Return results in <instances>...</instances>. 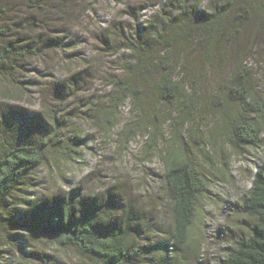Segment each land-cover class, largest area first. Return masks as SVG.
I'll use <instances>...</instances> for the list:
<instances>
[{"label":"rangeland","instance_id":"rangeland-1","mask_svg":"<svg viewBox=\"0 0 264 264\" xmlns=\"http://www.w3.org/2000/svg\"><path fill=\"white\" fill-rule=\"evenodd\" d=\"M232 1L202 2L192 24H212L173 43V75L185 78L196 115L174 125L182 102L142 86L139 100L127 98L107 130L108 119H97L96 113L98 107H110L106 76L122 75L121 64L131 59L127 51H108L96 35L141 22L157 12L161 0H0V24H17L21 31L15 37L40 44L38 53L18 61L11 77L0 75V155L12 145L38 140L42 132L49 144L46 162L26 172L0 209V264H90L80 263L73 248H58L43 237L30 240L23 227L24 218L40 205L67 199L94 202L97 213L142 249L143 264H220L249 235L254 219L240 204L264 158V129L254 144L237 142L224 118V110H235L237 103L227 98L223 84L238 66H246L251 88L264 100V0L260 5L247 0L251 16L244 22L238 18L241 2ZM163 6L164 16L171 7ZM216 26L218 40L209 49L205 36ZM228 30L236 37L228 39ZM143 70L150 76L157 72ZM89 106L95 109L88 111ZM153 120L157 150L146 152L149 134L141 131L124 144L134 122L151 125ZM181 134L205 187L189 228L195 242L189 253L173 242L171 201L161 177L162 156Z\"/></svg>","mask_w":264,"mask_h":264},{"label":"trees","instance_id":"trees-1","mask_svg":"<svg viewBox=\"0 0 264 264\" xmlns=\"http://www.w3.org/2000/svg\"><path fill=\"white\" fill-rule=\"evenodd\" d=\"M204 1L161 0L162 6L157 12L141 22L136 19L133 26H123L124 28L118 30L107 27L96 35L108 51H127L131 59V64L125 61L121 64L122 75L116 73L106 76V82L111 87L107 92L110 107L105 110L98 107L96 113L97 119H108L110 124L106 125L107 130L111 125L114 126L118 108L127 98L139 100L138 91L142 86L152 87L167 101L182 102L181 115L174 125L178 126L187 117L196 115L197 108L192 105L193 96L188 95L185 90V78L178 79L173 75L177 68L173 43L186 34L192 35L195 28H198L199 25H193L192 22L200 16L196 9ZM253 1L260 5L261 0ZM232 2H241L238 18L244 22L251 14L249 2ZM2 4L0 2V16L4 11ZM163 5L171 7L164 16ZM201 15L204 16V13ZM245 15L247 17L243 18ZM212 21L208 20L199 27H209ZM260 21L264 23L263 17ZM220 30L218 26L208 30L205 37L209 49L215 47ZM19 31L21 29L17 24H0V75L11 77V70L17 67L19 60L38 53L39 42L34 38L28 41L22 36L15 37V32ZM227 32L228 39L236 37L233 30ZM201 36L199 33V37ZM240 66L230 74L227 83L223 84L227 98L237 103L235 110L229 107L224 110V118L232 127L230 129L237 142L243 146L254 144L261 137L264 129V100L251 88L249 68ZM152 67L157 68L153 75L143 72V69L150 70ZM215 98V103L219 104L221 97L215 95ZM93 107L89 106L88 111L94 110ZM141 109L143 110V106ZM55 116L56 114L50 118L55 120ZM98 121L102 124L101 120ZM153 121L151 125L137 121L129 128L125 123L128 130L124 133V144L134 140L141 131L149 134L146 137V152L149 149L157 150L155 138L158 128L155 120ZM181 137L182 139L176 140V146L162 156L165 168L161 177L171 201L173 242L176 248L189 253L195 247V242L189 237V228L193 222L197 197L205 191V187L201 174L195 169L187 153L183 134ZM47 141L42 132L38 140L12 145L0 155V209L26 172L46 162V151L49 148ZM94 205V202L82 205L70 199L59 205L42 204L37 210H33L32 215L24 218L23 227L26 228L30 240L36 241L43 237L58 248H73L80 263L143 264L142 249L127 237L119 225L105 220L97 213ZM240 210L254 219V223L250 227L249 235L239 239L235 249L220 264H264V158L253 175L251 186L243 196Z\"/></svg>","mask_w":264,"mask_h":264}]
</instances>
